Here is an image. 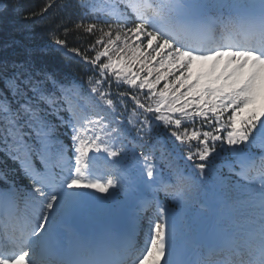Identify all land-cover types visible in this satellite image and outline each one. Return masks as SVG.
Instances as JSON below:
<instances>
[{"label": "snow or ice", "instance_id": "6c2138e0", "mask_svg": "<svg viewBox=\"0 0 264 264\" xmlns=\"http://www.w3.org/2000/svg\"><path fill=\"white\" fill-rule=\"evenodd\" d=\"M53 8L48 45L0 56V264H264V0H46L23 19Z\"/></svg>", "mask_w": 264, "mask_h": 264}, {"label": "trees", "instance_id": "16d2710c", "mask_svg": "<svg viewBox=\"0 0 264 264\" xmlns=\"http://www.w3.org/2000/svg\"><path fill=\"white\" fill-rule=\"evenodd\" d=\"M46 0H11V3H19L23 11L17 15L9 8L8 12L0 15V56L3 55H16L23 56L26 48L37 49L44 47L50 43L48 39V32L52 26V21L57 15H65L59 13L57 9L53 8L49 13L45 14L43 18L37 17L35 20H25L23 15L25 13L35 11L40 12ZM5 3L9 0H0V9L3 8ZM11 45L10 47H5ZM69 46H78L73 38H69ZM43 59L50 67L61 69L66 73H70L77 79L87 80V76L91 75L87 72L82 65L76 61L67 60L63 53L55 50L48 51ZM225 59H221L219 67L216 69L215 74L219 75L224 71L223 64ZM213 62H205V71H210V65ZM139 67V65H137ZM222 82V81H220ZM163 81L158 85V88L163 87ZM123 90V89H122ZM142 227L147 228V222L144 221ZM139 239L143 241V232H141Z\"/></svg>", "mask_w": 264, "mask_h": 264}, {"label": "rangeland", "instance_id": "374dc122", "mask_svg": "<svg viewBox=\"0 0 264 264\" xmlns=\"http://www.w3.org/2000/svg\"><path fill=\"white\" fill-rule=\"evenodd\" d=\"M119 198V197H118ZM123 199V198H121ZM119 200V199H118ZM92 215L95 218V221L100 224L104 225L109 222V217L107 213L105 212L103 206H97L92 210Z\"/></svg>", "mask_w": 264, "mask_h": 264}]
</instances>
